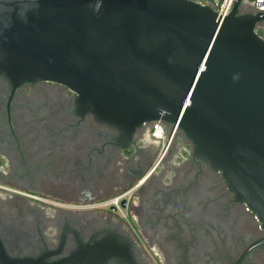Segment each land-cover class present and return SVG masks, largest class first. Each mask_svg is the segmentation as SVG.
I'll return each mask as SVG.
<instances>
[{
  "label": "flooded vegetation",
  "instance_id": "1",
  "mask_svg": "<svg viewBox=\"0 0 264 264\" xmlns=\"http://www.w3.org/2000/svg\"><path fill=\"white\" fill-rule=\"evenodd\" d=\"M241 10L257 14L251 0ZM75 100L0 73V264H264L255 213L181 130L159 119L123 133Z\"/></svg>",
  "mask_w": 264,
  "mask_h": 264
},
{
  "label": "water",
  "instance_id": "2",
  "mask_svg": "<svg viewBox=\"0 0 264 264\" xmlns=\"http://www.w3.org/2000/svg\"><path fill=\"white\" fill-rule=\"evenodd\" d=\"M243 2L221 17L194 0H0V73L60 83L123 133L181 130L264 230V14Z\"/></svg>",
  "mask_w": 264,
  "mask_h": 264
},
{
  "label": "built area",
  "instance_id": "3",
  "mask_svg": "<svg viewBox=\"0 0 264 264\" xmlns=\"http://www.w3.org/2000/svg\"><path fill=\"white\" fill-rule=\"evenodd\" d=\"M194 1L211 6L216 11L218 16L223 17L229 13L236 0H194ZM251 4L254 6L257 12H264V0H251ZM151 135L156 141L160 142L161 144L164 142L166 134L164 133L163 128L158 121L153 123L151 127ZM122 195L128 197L129 193L128 191H126ZM120 196L121 195L117 194L110 197L104 202L105 205L107 206L114 205L118 207V198H120Z\"/></svg>",
  "mask_w": 264,
  "mask_h": 264
}]
</instances>
